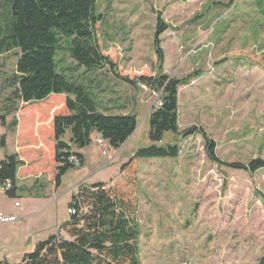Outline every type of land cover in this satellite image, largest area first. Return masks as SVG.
Instances as JSON below:
<instances>
[{
	"label": "rangeland",
	"instance_id": "obj_1",
	"mask_svg": "<svg viewBox=\"0 0 264 264\" xmlns=\"http://www.w3.org/2000/svg\"><path fill=\"white\" fill-rule=\"evenodd\" d=\"M96 9L103 15L98 44L117 74L107 66L77 68L65 53L58 67L89 86L105 113L134 114L137 129L119 149L100 147L93 136L83 151L85 167L68 170L56 189L46 183L56 168L46 164L44 181L54 195L44 209L27 195L15 208L1 190L0 212L19 220L0 224V261L20 262L69 218L67 204L79 186L103 183L137 205L140 264H254L264 256V169L249 174L215 165L199 135L165 133L160 145L178 144L175 159L133 154L150 144L148 115L160 102V93L138 78L159 73L153 37L161 14L168 24L160 37L161 72L178 79L194 74L178 89L179 131L202 127L222 161L264 160V16L254 0H97ZM14 53L0 55V105L12 91ZM6 129L0 123V137ZM24 209L32 213L20 216Z\"/></svg>",
	"mask_w": 264,
	"mask_h": 264
},
{
	"label": "trees",
	"instance_id": "obj_2",
	"mask_svg": "<svg viewBox=\"0 0 264 264\" xmlns=\"http://www.w3.org/2000/svg\"><path fill=\"white\" fill-rule=\"evenodd\" d=\"M96 4L97 0H0V55L15 51L16 56L15 71L9 79L12 91L0 105L1 125L9 130L16 126L15 121L7 125L6 117L18 111L20 102L31 104L51 95L66 96V113H58L53 118L56 187L68 170L75 169L68 162L71 154L80 159V168L84 164L83 156L72 147L79 150L87 147L96 133L111 148L119 149L137 129L134 114L105 113L89 86L58 67V54L65 53L77 68L101 70L107 66L117 74L116 63L102 53L98 44L96 25L102 22L103 15L97 11ZM254 4L258 14L264 16V0H254ZM167 29L168 24L157 14L153 47L159 73L139 77L138 82L160 93L161 105L154 107L148 117L150 144L138 148L133 158H177L178 144L160 145L164 134L171 132L182 138L199 135L207 158L217 166L249 174L264 169L261 158L247 163L222 161L216 155V143L200 126L179 131L178 89L194 74L178 79L161 72L164 52L160 37ZM123 80L137 86L128 78ZM67 131L71 135L69 143L63 140ZM5 143L3 134L0 148ZM22 164L16 154L0 161V187L9 181L11 188L4 193L13 200L18 193L16 171ZM69 207L75 212L59 226L58 232L36 243L15 264H140L138 210L130 198L97 183L79 186ZM0 264L11 263L0 261ZM254 264H264V256Z\"/></svg>",
	"mask_w": 264,
	"mask_h": 264
},
{
	"label": "crops",
	"instance_id": "obj_3",
	"mask_svg": "<svg viewBox=\"0 0 264 264\" xmlns=\"http://www.w3.org/2000/svg\"><path fill=\"white\" fill-rule=\"evenodd\" d=\"M65 98V95H51L46 100L38 103L25 104L20 102L18 104V111L6 117L7 125H9L12 121H15L16 126L12 130L6 129L4 133L6 135V143L5 147L0 149V161L4 155L7 156V154H16L19 160L23 162V164L19 166L16 171V184L19 188V193H17V199H14V201H19L22 197L21 195H27L26 198L29 202H34V200L42 201L41 205L43 209L50 206L52 203L50 197L51 195H54V193L51 194V191L47 187L46 183L51 182L53 186H55L54 174L51 173L50 181L48 180L45 183L44 176L47 174L49 169L45 166L49 163L51 164V169L57 167L54 159L55 142L53 133V118L60 111L61 113H66L64 106ZM112 104L114 105V102H112ZM122 115L126 114L122 113ZM93 136H95L96 139L99 137L96 133L92 135V138ZM70 138V132L67 131L63 140L69 143ZM72 149L83 156L84 164L81 168L85 167L87 162L84 155L85 153L83 152L85 148L79 150L72 147ZM116 152L119 151L117 150L115 153ZM56 188L57 187L55 186V189ZM19 207H21V203L19 204ZM33 208L34 206L31 209L34 210ZM28 210H21L20 212L22 213L20 216L24 217L30 215L32 210ZM3 214L16 215L12 212ZM17 219L19 220L18 216ZM66 220L68 219L65 216L60 220L59 226Z\"/></svg>",
	"mask_w": 264,
	"mask_h": 264
},
{
	"label": "built area",
	"instance_id": "obj_4",
	"mask_svg": "<svg viewBox=\"0 0 264 264\" xmlns=\"http://www.w3.org/2000/svg\"><path fill=\"white\" fill-rule=\"evenodd\" d=\"M161 103L158 102V105L157 106H160ZM95 142L98 146L102 147L104 145V140L99 136L97 139H95ZM105 151H103V154H104ZM68 162L76 168H80L81 166V161L80 159L76 156V154H71L70 157L68 158ZM11 188V183L9 181H6L4 183V186L1 187V190L3 192L9 190ZM14 206L15 207H18L19 206V202L16 201L14 203ZM75 210L71 207H69L67 209V214L70 215V214H74ZM18 219L13 216V215H6V214H3V213H0V224H9V223H14L16 222Z\"/></svg>",
	"mask_w": 264,
	"mask_h": 264
}]
</instances>
